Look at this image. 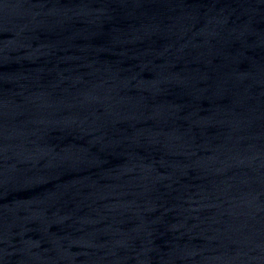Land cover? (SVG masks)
Wrapping results in <instances>:
<instances>
[{"label": "water", "instance_id": "obj_1", "mask_svg": "<svg viewBox=\"0 0 264 264\" xmlns=\"http://www.w3.org/2000/svg\"><path fill=\"white\" fill-rule=\"evenodd\" d=\"M0 264H264V0H0Z\"/></svg>", "mask_w": 264, "mask_h": 264}]
</instances>
